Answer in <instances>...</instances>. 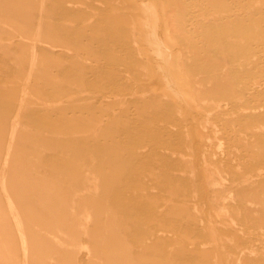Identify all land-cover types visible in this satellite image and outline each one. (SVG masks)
<instances>
[{
    "label": "rangeland",
    "instance_id": "1",
    "mask_svg": "<svg viewBox=\"0 0 264 264\" xmlns=\"http://www.w3.org/2000/svg\"><path fill=\"white\" fill-rule=\"evenodd\" d=\"M263 49L264 0H0V264H264Z\"/></svg>",
    "mask_w": 264,
    "mask_h": 264
},
{
    "label": "bare ground",
    "instance_id": "2",
    "mask_svg": "<svg viewBox=\"0 0 264 264\" xmlns=\"http://www.w3.org/2000/svg\"><path fill=\"white\" fill-rule=\"evenodd\" d=\"M159 1V0H158ZM160 3V2H159ZM159 5H160V12H159ZM159 5H157V6H154V9H156V15L154 14V18H155V21H156V23H157V29H158V31H159V35H160V38L159 39H161L160 41H161V44H164V46H165V48H166V52H164L165 54H163V56H162V59L164 58V60H169V63H170V67H171V73L173 74H179L180 73V67H178V63H179V57H180V51H174V50H172V48H173V46L174 45H172V41H171V34H169L170 32L169 31H171L170 30V28L172 27V25H171V20H170V18H168V16H167V13H166V11H165V5L163 4V2L162 3H160ZM240 5V4H239ZM154 12H155V10H154ZM241 14V13H240ZM156 23H155V25H156ZM174 23V22H173ZM130 24H131V22H130ZM142 25V24H141ZM140 25V26H141ZM131 26V25H130ZM153 27H154V24L152 25ZM134 26H133V24H132V28H133ZM131 28V29H132ZM136 28V27H135ZM155 28V27H154ZM154 28H153V30L151 31V35H150V39L152 40L151 42H154V43H158L157 41L159 40L157 37H156V35H155V33H154ZM175 28V27H174ZM173 28V29H174ZM134 30V29H133ZM136 30H138V29H136ZM175 31V30H174ZM139 32V31H138ZM134 33V32H133ZM150 34V33H149ZM35 35V34H34ZM134 35V34H133ZM136 36V35H135ZM133 37V36H132ZM139 39V41H137V40H135V39H132V43H133V45H134V47H135V52H137V57L142 61L141 63L142 64H145L147 61H149L150 60V57H149V55L146 57L144 54H142V51H144V50H142V48H141V43H142V41L140 40V34L138 33V36H137ZM136 37V38H137ZM142 37H143V35H142ZM141 37V38H142ZM135 38V37H134ZM141 42V43H140ZM144 44V43H143ZM143 47V46H142ZM160 47V46H159ZM144 49V48H143ZM264 50V49H263ZM251 51V50H250ZM145 52V51H144ZM166 55V56H165ZM166 58H165V57ZM146 57V58H145ZM138 59V60H139ZM163 61V60H162ZM166 62V61H165ZM140 64V63H139ZM141 65V64H140ZM151 65V64H150ZM182 67V66H181ZM142 68H143V66H142ZM145 71V70H144ZM145 73V72H144ZM182 73V72H181ZM180 73V74H181ZM180 80H182V78H180ZM177 82H178V80H177ZM180 83H182V86H186V83L185 82H182V81H180ZM151 93V92H150ZM189 93V92H188ZM183 94V93H182ZM187 94V93H186ZM158 95V94H157ZM188 95V94H187ZM195 95V94H194ZM59 96V95H58ZM57 96V97H58ZM184 96V95H183ZM65 97V96H64ZM69 97V96H68ZM63 98V97H62ZM184 98H186V97H184ZM192 98V97H191ZM191 98H186L187 100H191ZM57 100H56V102L59 104H63V101H62V99H61V97H58V98H56ZM55 101V100H54ZM195 101V100H194ZM55 102V105L57 104ZM188 102H190V101H188ZM191 104H192V102H191ZM194 105V104H193ZM19 115V114H18ZM17 117V116H16ZM228 118V117H227ZM17 124V123H16ZM188 126V125H187ZM187 133V132H186ZM200 134V133H199ZM12 139H13V136H12ZM12 141V140H11ZM7 161V160H6ZM217 168V167H216ZM218 169V168H217ZM218 171V170H217ZM216 171V172H217ZM219 172V171H218ZM3 183L4 182H2V185H3ZM92 189H93V187H92ZM195 193V192H194ZM8 203H10L11 205H12V203L10 202V200L8 199ZM12 208V207H11ZM222 214V213H221ZM207 233H208V231H207ZM21 236H22V242H23V244H25V237L21 234ZM210 237V236H209ZM213 242V241H212ZM24 248V247H23ZM253 249V248H252ZM24 251H25V249H24ZM214 260H216V258H214ZM217 264H218V262H216ZM220 263V262H219Z\"/></svg>",
    "mask_w": 264,
    "mask_h": 264
}]
</instances>
